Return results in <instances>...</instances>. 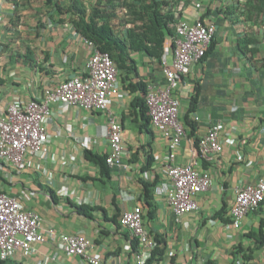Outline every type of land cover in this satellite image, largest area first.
<instances>
[{"label": "crops", "instance_id": "obj_1", "mask_svg": "<svg viewBox=\"0 0 264 264\" xmlns=\"http://www.w3.org/2000/svg\"><path fill=\"white\" fill-rule=\"evenodd\" d=\"M203 11V5L191 8L185 19L194 22ZM12 12V4L0 0V110L7 102L25 103L46 87L82 74L92 54L68 22H45L35 29V21L29 19L32 27L23 26V37L18 38L8 28ZM231 19L220 17L207 56L182 73L174 87L188 129L176 162L207 168L213 177L212 187L196 197L197 210L180 216L170 207L165 162L171 141L152 125L150 130L143 128L145 118L134 105L142 92L128 91L122 84L110 108L123 127L126 167L108 165L103 171L87 157L89 151L102 157L110 152L107 112L57 101L51 104L48 123L50 151L28 153L22 170L0 160V192L15 195L25 208L40 213L45 232L85 235L92 242L91 252L106 264H138V241L120 222L123 212L136 205L143 206L148 234L162 239L164 253L152 264H264V244L255 247V233L264 223V203L238 228L231 214L237 189L264 179V15L252 21ZM28 39L33 65L19 60L15 52H26ZM167 45L171 61L172 44ZM158 68L151 77V63L141 61L139 70L149 83L163 84L166 79ZM194 96L196 107L189 112ZM187 114L199 117L194 128L187 123ZM216 121L223 124L224 149L203 161L197 141ZM150 153L154 160L147 166ZM143 182L153 183L148 194ZM12 260L89 264L50 237L34 243L30 253L19 250Z\"/></svg>", "mask_w": 264, "mask_h": 264}, {"label": "built area", "instance_id": "obj_2", "mask_svg": "<svg viewBox=\"0 0 264 264\" xmlns=\"http://www.w3.org/2000/svg\"><path fill=\"white\" fill-rule=\"evenodd\" d=\"M218 30L216 22L205 23L199 18L194 22L182 20L177 26L172 60H169L168 53L163 56L165 83L153 81L148 86L146 101L151 125L171 141L172 149L165 162L169 179L165 193L170 207L180 216L199 208L196 197L212 187L213 177L207 168L176 162L177 148L187 136L188 129L181 120L180 101L174 95V87L180 74L201 61ZM84 41L92 48V54L82 74L66 78L53 87H46L42 93L25 103L7 102L0 110V160L22 170L27 165L28 153L49 152L51 104L62 101L89 112H107L110 152L106 161L112 167L127 166L124 163L126 146L123 127L110 108L111 98L122 90L118 67L108 52L101 51L88 39ZM222 131V122H213L198 140L197 152L203 161L212 160L215 154L223 151ZM263 203L264 179L238 188L231 208L233 226L240 227L243 219L258 210ZM41 220L40 213L25 208L18 197L0 192V260L13 259L19 250L30 253L34 243L45 242L50 237L65 252L81 256L89 264H106L101 257L91 252L92 242L85 235H57L54 229L45 232L41 228ZM120 222L138 241L136 262L147 264L156 241L146 231L143 206L136 205L125 210Z\"/></svg>", "mask_w": 264, "mask_h": 264}, {"label": "trees", "instance_id": "obj_3", "mask_svg": "<svg viewBox=\"0 0 264 264\" xmlns=\"http://www.w3.org/2000/svg\"><path fill=\"white\" fill-rule=\"evenodd\" d=\"M7 2L13 7L8 28L16 33L18 38L23 37V26L28 29L32 27L30 20L35 21V29L43 27L45 22H68L82 38L92 41L101 51L108 52L118 67L122 87L131 92H142L143 96L137 97L134 105L140 106L141 114L145 118L143 128L147 130H150L151 125L146 101L149 81L140 74V63L141 61L151 63V77L159 65L158 69L166 79L163 56L167 43L170 41L172 48L175 47L177 26L182 20H186L185 15L191 8L203 5L204 11L199 19L205 23H218L220 17L232 18L233 21H252L264 15V0H7ZM26 46V52L21 49L15 52L19 60L33 65L35 59L31 55L30 39L27 40ZM209 49L210 47L203 58L207 56ZM196 102L197 98L192 97L189 112L194 111ZM186 120L193 128L195 127L196 120L191 119L188 114ZM87 157L98 162L103 171L108 170L107 155L102 157L89 151ZM153 160L154 156L150 153L147 166ZM143 184L148 194L153 183ZM255 237L257 240L255 247H261L264 244V223L255 233ZM155 241L156 245L147 264H152L154 259H159L164 253V248L160 246L162 239ZM253 250L251 249V252ZM0 264L19 263L10 259L0 260Z\"/></svg>", "mask_w": 264, "mask_h": 264}]
</instances>
